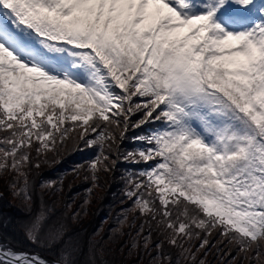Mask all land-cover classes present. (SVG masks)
I'll return each instance as SVG.
<instances>
[{"label": "snow or ice", "instance_id": "6c2138e0", "mask_svg": "<svg viewBox=\"0 0 264 264\" xmlns=\"http://www.w3.org/2000/svg\"><path fill=\"white\" fill-rule=\"evenodd\" d=\"M129 130H141L138 146L121 151ZM0 133V174L15 173L24 237L56 257L0 240V264H108L55 206L41 199L33 211L29 171L70 140L99 149L71 169L86 168L95 186L115 167L113 144L118 159L145 165L126 170L124 195L148 224L130 255L142 239L154 244L152 264H180L167 240L195 262L220 251L218 230L239 256L220 252L225 264H264V0H0Z\"/></svg>", "mask_w": 264, "mask_h": 264}, {"label": "trees", "instance_id": "16d2710c", "mask_svg": "<svg viewBox=\"0 0 264 264\" xmlns=\"http://www.w3.org/2000/svg\"><path fill=\"white\" fill-rule=\"evenodd\" d=\"M139 115L133 116L132 120L136 121ZM141 130H129L128 138L120 144L121 151L131 149L138 145L134 144L132 137L138 135ZM147 131V128L143 129ZM0 135H3L0 133ZM75 140L68 141L67 147L61 149L58 159L50 162H41L39 168H31L29 171V179L34 186L33 193V211L39 209L41 199L50 206H55L56 215L66 216L67 223L72 233H75L82 240L85 250L87 251L88 242L94 241L98 247L105 250V260L108 264H152V258L156 254L154 244L149 249L142 246L138 254H129L130 243L137 239L140 225L143 223L145 231L141 233V237L148 233V224L146 218L140 216L138 212L131 211L133 209V201L124 195L126 188L125 177L126 170H138L145 167L143 164L132 165L118 159L116 155L117 144H113L111 151L113 155L109 163L116 161L115 167L105 172H99V186H95L90 178L87 169H81L78 174L71 171L74 166L84 164L99 152L98 148H84L81 143V151L75 149ZM35 157V152L32 153ZM15 176V173L4 172L0 174V240L4 244L10 246L17 251L37 252L45 255L47 258L54 260L55 252L51 249L37 247L28 242L21 230V224L28 217L25 211H22L24 201L10 190L9 181ZM88 176V179L85 177ZM45 181H56L59 190H49L41 188V184ZM92 191L89 193L88 189ZM79 212L77 219L73 220V213ZM127 214L128 220L121 223L124 214ZM133 216L135 220L133 221ZM131 225V226H130ZM119 233L116 236V233ZM115 237V242L113 238ZM152 239L153 242L163 240L160 232L156 228L155 222H152ZM213 245L220 244V251L213 247L204 256L202 251L197 253L198 260L193 262L190 259L180 255L181 249L173 247L164 240V250L170 253L173 261L179 260L180 264H199V260L203 259L206 264H225L230 261V257H222L220 252L232 251L233 256L237 255V250L233 244H229L226 238L219 235L218 230H213L210 237ZM222 241V243H221ZM199 244V240H193V250ZM241 264H249L247 260H242Z\"/></svg>", "mask_w": 264, "mask_h": 264}, {"label": "water", "instance_id": "95a60500", "mask_svg": "<svg viewBox=\"0 0 264 264\" xmlns=\"http://www.w3.org/2000/svg\"><path fill=\"white\" fill-rule=\"evenodd\" d=\"M22 251H24V250H22ZM36 253V252H35ZM40 255V254H39ZM40 256H42V257H44L45 259H47L48 261H52V260H50V259H48L45 255L43 256V255H40Z\"/></svg>", "mask_w": 264, "mask_h": 264}]
</instances>
